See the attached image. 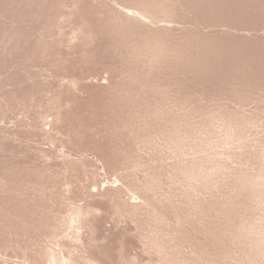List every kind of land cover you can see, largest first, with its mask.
Returning <instances> with one entry per match:
<instances>
[{
    "label": "rangeland",
    "instance_id": "obj_1",
    "mask_svg": "<svg viewBox=\"0 0 264 264\" xmlns=\"http://www.w3.org/2000/svg\"><path fill=\"white\" fill-rule=\"evenodd\" d=\"M0 264H264V0H0Z\"/></svg>",
    "mask_w": 264,
    "mask_h": 264
}]
</instances>
